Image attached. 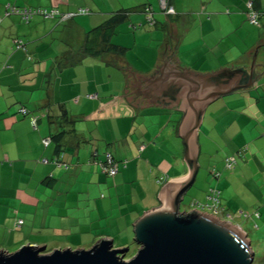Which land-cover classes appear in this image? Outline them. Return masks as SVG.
I'll use <instances>...</instances> for the list:
<instances>
[{
  "label": "crops",
  "instance_id": "obj_1",
  "mask_svg": "<svg viewBox=\"0 0 264 264\" xmlns=\"http://www.w3.org/2000/svg\"><path fill=\"white\" fill-rule=\"evenodd\" d=\"M23 1L12 3L55 8L64 14L84 8L90 14L67 22L35 18L27 34L29 57L20 50L0 55L4 64L0 69V251L13 253L28 244L53 250L90 249L101 239L113 240L116 248L127 247L136 221L163 206L158 198L162 188L190 174L186 146L179 135L185 112L137 108L127 100L123 105L119 99H126V73L110 66V60L83 54L82 46L90 30L124 9L131 12L130 25L143 28L145 19L138 12L149 5L158 13V0ZM246 1L173 0L178 11L174 26L180 36L173 53L144 32L138 35L139 28L134 33L128 26H120L114 40L129 50L125 61L130 72L141 75L159 71L166 62L195 73L249 70L250 54L261 34L246 24ZM157 18L164 24L170 22L159 13ZM32 32L36 39L31 38ZM135 39H141L140 43ZM66 51L70 63L78 60L60 70L58 59ZM256 72L260 77L255 85L206 108L197 133V176L201 173L202 177H196L182 199L189 195L191 202L196 199L205 204L209 189L217 187L222 191L221 220L244 232L233 215L244 211L245 203L256 210L264 199L261 65ZM94 95L104 102L98 117L90 114L97 107L96 100L85 98ZM61 106L69 117L65 123L59 119ZM20 107L41 116L38 129L18 114ZM55 134L61 136L45 148L42 139ZM242 147L247 151L239 171L215 181L210 172L223 170L224 159ZM94 148L99 150V159L107 150L126 163L117 178L89 164ZM60 155L69 170L42 164V160ZM250 173L258 177L257 183L247 176ZM161 177L165 180L160 182ZM191 204L188 212L194 211ZM18 220L24 222L21 228H16ZM86 242L88 246H84Z\"/></svg>",
  "mask_w": 264,
  "mask_h": 264
},
{
  "label": "water",
  "instance_id": "obj_2",
  "mask_svg": "<svg viewBox=\"0 0 264 264\" xmlns=\"http://www.w3.org/2000/svg\"><path fill=\"white\" fill-rule=\"evenodd\" d=\"M258 51L249 70L224 69L195 73L176 63L162 65L146 75L134 72L132 96L137 108L162 107L185 112L179 135L186 146L190 174L165 185L158 198L163 206L149 211L134 224L135 255L128 247L116 248L114 241L101 239L90 249H57L25 245L18 251H0V264H254L255 253L247 236L231 222L202 211L182 212L181 202L194 184L199 163L197 133L202 116L212 102L258 82ZM130 71V69H128ZM124 97L126 98V94ZM240 231L243 233H240Z\"/></svg>",
  "mask_w": 264,
  "mask_h": 264
},
{
  "label": "trees",
  "instance_id": "obj_3",
  "mask_svg": "<svg viewBox=\"0 0 264 264\" xmlns=\"http://www.w3.org/2000/svg\"><path fill=\"white\" fill-rule=\"evenodd\" d=\"M8 5H9L8 8H6V12L8 13V15L21 17L23 22L27 24H30L35 18L38 17L43 19H51V20L57 19L61 22H65V21L67 22L70 19H72L74 16H86L90 14V11L84 8L79 9L74 13L64 14L55 8L47 9L43 7H31V6L18 7L13 4H8ZM158 9H159L158 12L159 14L164 15L170 20L169 23L164 24L159 22L157 18L158 13L155 11V9L152 6L145 5L141 8V12H138L141 13V15L144 16L145 19V25L143 28H139L135 25L131 26L129 22L131 12L130 10L124 9L121 10L120 12L111 15V17L108 18V20L104 22L102 25L90 30L84 38V45L82 46L83 54L86 53L89 57L95 58L97 60H102V61L110 60L112 61V63L110 62V66L115 65L117 66L115 67L116 69L120 68L119 70H122L126 73L128 83L127 86H125V88L126 90H128V93L126 94V99H124L123 97L122 99H119V101H121L123 105L124 104L126 105L127 103L126 100L128 101L127 98L129 97V95L132 96L131 94L133 92V89L131 87L132 74L128 70L127 66L129 65L125 61L126 56L129 53V50H127L126 48L122 47L121 45L115 42L116 40L115 37L117 36L116 31L120 26H128L133 30L134 33L137 32L136 30L138 28L140 30L142 29L141 31L140 30L138 31L137 33L138 35L139 33L144 32V36H146L149 39L157 40V42L160 41L161 44L163 43L165 45L164 47L165 49H167L166 50L167 52L173 53V51L178 45V40L180 39V36L178 35V32L177 30H175V26H174L178 18V11L175 5L173 4V0H158ZM171 9H173V12L170 11ZM229 13L230 12L227 11V14ZM245 15H246V24H248L250 27L254 29H257L261 34L260 42L258 43L257 48L250 54V58L253 61V55L256 51H258L257 66L261 65L262 69H264V0H247L245 3ZM169 36L172 37L174 42L170 41ZM135 41L136 44H139L141 39H139V41L135 39ZM14 44H16V48H15L16 51L22 50L24 53L26 52L25 54H27L29 57L28 45H25L18 40H15ZM67 51L64 52L61 55V57H59L58 59V67L60 70L68 65H73L74 64L73 62L78 60V59L74 60L72 63H70V59L68 57L69 52ZM89 97L87 96L85 98L93 101L96 100L95 103L97 104V107L94 108L90 112V114L91 115L96 114L97 117L99 115H102L104 102L102 100H98V95L89 96ZM60 112L61 115L59 116V119L61 118V120L64 121L65 123L67 119L69 120V117L66 111L63 109V106L60 107ZM18 114L24 118H28L30 120V123L32 124V127L34 129H38V123L41 120L40 115L39 116L32 115V113L26 107H20V109L18 110ZM50 121L52 120L50 119ZM72 124H76V121L72 122ZM61 134L59 135L61 136ZM58 136L55 134L51 137L43 138L42 143L44 147L48 148L50 144L53 143ZM246 151L247 148L242 147L233 155L226 157L223 163V170L220 171L217 169H213L210 172L212 178L215 179V181H219L222 177H227L236 174V172L239 171L238 167L242 163L241 161L244 159ZM102 156L103 158L99 159L100 158L99 150L94 148V150L92 151L91 159L89 160V164L90 165L96 164L101 167L104 174H106L108 177L112 179L117 178L118 175L120 174V169L126 166V163H123L118 159H116L115 156L110 151L107 150L103 152ZM111 158L114 165H116V169H117L116 174L114 175H111L110 170L108 171L105 168V166L108 164V160ZM42 164L53 165L56 168L63 170L70 169V165L64 162L63 155L56 156L53 159H44L42 160ZM247 176L252 178V180H254L257 183L256 178L258 177L255 174L250 173L247 174ZM164 180L165 177H161L160 182ZM221 199H222V191L217 187H212L208 191L206 203L201 204L197 201H193V203L191 204V208L193 210H198V211L201 210L202 212L205 210H209L210 213H214L217 210L218 214L222 215L223 210H221L222 209ZM245 205H246V209L244 211L240 210L237 212L238 215L236 217L238 219L240 220L262 219L263 215L261 210L264 209V199H263V204H260L254 211L250 209L251 206L250 204L245 203ZM215 208L216 210H214ZM229 217L231 216L229 215ZM23 224H24L23 220H18L16 223V228H21ZM245 232L248 238L252 242V238L248 233L249 230H245ZM133 237L131 238V241ZM256 240H257V244L261 246L262 238ZM87 244L88 242H86L84 246H88Z\"/></svg>",
  "mask_w": 264,
  "mask_h": 264
},
{
  "label": "rangeland",
  "instance_id": "obj_4",
  "mask_svg": "<svg viewBox=\"0 0 264 264\" xmlns=\"http://www.w3.org/2000/svg\"><path fill=\"white\" fill-rule=\"evenodd\" d=\"M14 1H17V0H0V55H2V56L7 55L9 53L13 54L14 51H16V49H15L16 44H14L15 40H18V41L22 42L23 44L28 45V43H27L28 42V40H27L28 35L27 34L33 28L30 26V24L23 22L21 17L8 15L5 8H8V6H9L8 4H13ZM20 1L24 2L23 0H20ZM10 18L12 20H8ZM14 18H16V19H14ZM17 28H19V30ZM31 38L36 39L37 35L33 34V32H32ZM3 65L4 64H1V62H0V69L2 68L1 66H3ZM198 177L201 178L202 174L200 173L199 176H197V178ZM194 188L197 190V187H194ZM190 197H189V195L186 196L185 199L183 200V202H181V211L182 212H188L190 210V208L188 207L189 206L188 204L193 203V201H197L196 199H194L191 202L192 199H189ZM240 199L243 200V197L241 196ZM221 201H223V200H221ZM237 215H238L237 213L233 215V218H234L233 220L237 221L235 218ZM262 215H263L262 219H255V220H245V219L240 220L239 219L237 221V223L239 222V224L243 227V229L249 230L248 233L250 234V236L252 238V249L254 250V252L256 254L255 255V257H256L255 263L256 264H264V211H262ZM261 238H262V244L263 245L261 244V246H260L257 244L256 239H261ZM130 241H131V239H130ZM127 247L130 249L131 252L126 254L125 259L129 260L131 257H133L135 255L136 251L139 249V246L134 242V237H133L132 241L128 244ZM52 248L53 247L50 246L46 252L50 253L54 250L67 249L68 247H66V248H54V250ZM72 250H75V249H72Z\"/></svg>",
  "mask_w": 264,
  "mask_h": 264
},
{
  "label": "built area",
  "instance_id": "obj_5",
  "mask_svg": "<svg viewBox=\"0 0 264 264\" xmlns=\"http://www.w3.org/2000/svg\"><path fill=\"white\" fill-rule=\"evenodd\" d=\"M171 12H173V9H171L170 10ZM70 17V16H69ZM105 168H106V170H110V174L111 175H114V174H116V171H117V169H116V165H114V163H113V161H112V158L111 159H109L108 160V164L105 166ZM214 210H216V208L214 209ZM218 212H217V210L214 212V214L216 215Z\"/></svg>",
  "mask_w": 264,
  "mask_h": 264
},
{
  "label": "clouds",
  "instance_id": "obj_6",
  "mask_svg": "<svg viewBox=\"0 0 264 264\" xmlns=\"http://www.w3.org/2000/svg\"><path fill=\"white\" fill-rule=\"evenodd\" d=\"M194 211H198V210H194ZM199 211H201V210H199ZM191 212V211H190ZM208 213V212H207ZM209 214H214V213H209ZM216 216H218V217H221V215H219L218 213L216 214ZM233 224V223H232ZM234 225V224H233ZM236 226V225H235ZM236 227H238V226H236ZM240 230H241V228L240 227H238ZM242 231V230H241ZM246 236H247V234L244 232V231H242ZM247 238H248V236H247ZM248 240L250 241V243H251V248H252V242H251V240L248 238ZM253 250V249H252Z\"/></svg>",
  "mask_w": 264,
  "mask_h": 264
},
{
  "label": "bare ground",
  "instance_id": "obj_7",
  "mask_svg": "<svg viewBox=\"0 0 264 264\" xmlns=\"http://www.w3.org/2000/svg\"><path fill=\"white\" fill-rule=\"evenodd\" d=\"M240 233H242L241 231H240ZM243 234V233H242Z\"/></svg>",
  "mask_w": 264,
  "mask_h": 264
}]
</instances>
